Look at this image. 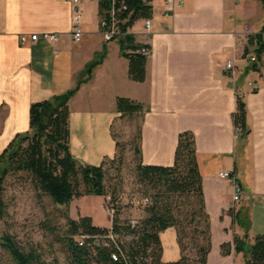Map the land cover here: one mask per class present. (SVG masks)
I'll list each match as a JSON object with an SVG mask.
<instances>
[{"label": "crops", "instance_id": "1", "mask_svg": "<svg viewBox=\"0 0 264 264\" xmlns=\"http://www.w3.org/2000/svg\"><path fill=\"white\" fill-rule=\"evenodd\" d=\"M92 1L84 0L82 6ZM165 3L152 0L149 30L146 19L130 27L137 42L151 47L147 80L139 83L129 78V61L119 42L106 43L100 34L98 0L97 26L84 25L80 42L70 32L71 7L65 0H0V155L29 130L32 103L74 88L87 66L103 55L70 101L74 158L94 166L115 158L119 97L150 107L140 126L144 165L173 166L180 133L192 131L211 223L208 264H239L235 237L252 245L264 235V63L254 69L239 61L235 76L223 67L235 45L240 55L249 36L264 32V4L183 0L171 15ZM42 33L60 34L58 54L42 39L20 40ZM238 94L247 105L246 128L240 132L233 119ZM221 172L233 174L243 189V201L233 212L228 211L233 183L221 179ZM160 240L162 262L179 261L176 229L163 231ZM223 244H231L227 256Z\"/></svg>", "mask_w": 264, "mask_h": 264}, {"label": "trees", "instance_id": "2", "mask_svg": "<svg viewBox=\"0 0 264 264\" xmlns=\"http://www.w3.org/2000/svg\"><path fill=\"white\" fill-rule=\"evenodd\" d=\"M128 13L131 15L126 29L141 19H149L153 14L152 0H125ZM264 4V0H261ZM101 17L111 5V0H98ZM264 32L248 37L244 52H254L258 63H264ZM122 56L129 61V78L143 83L147 80L149 56L141 53L142 48L149 45L136 41L133 34L119 40ZM103 55L89 64L79 78L76 86L67 92L55 95L50 99L34 102L30 107V127L23 134H18L0 155V197L5 179L11 174H27L35 187L48 195L55 204L68 206L75 199L85 195H108L105 184V161L99 166L88 165L76 160L70 149V101L87 82L93 70L101 63ZM116 111L120 118L142 119L150 111V107L119 97ZM247 105L239 94L236 97V112L233 115L237 128H246ZM139 144L135 148L138 156L136 166L137 181L146 194L152 192L149 199L147 216L131 227V219L121 220L118 202L112 197L115 215L112 229L119 235L116 244L96 246L90 239L81 244L77 237L100 235L105 237L110 228H101L93 224L91 217H80L78 220L68 217L67 235L60 242L66 250L69 264H208V256L212 249L210 216L205 210L202 185V173L198 164L195 135L192 131L180 133L175 152L174 165L171 167L144 165L141 161V129L138 132ZM118 146V143H117ZM192 200L194 208L190 212L181 210L185 202ZM145 199V198H144ZM0 204V211H2ZM4 214L0 213V217ZM180 216L183 220H180ZM123 219V218H122ZM134 219V218H133ZM190 219V220H189ZM136 220V219H135ZM186 225L191 226L190 237L196 250V258L191 260L185 254L184 239ZM168 228H175L181 250V258L174 263L162 262V244L160 234ZM128 238H131L128 240ZM235 251L244 258V264H264V235H258L252 245L238 236L234 239ZM0 251L9 254L15 264H46L43 254L38 249L25 250L14 235L4 234L0 237ZM231 244L222 245V254H230ZM0 252V264L2 256ZM117 252L120 259L114 261L112 255Z\"/></svg>", "mask_w": 264, "mask_h": 264}, {"label": "rangeland", "instance_id": "3", "mask_svg": "<svg viewBox=\"0 0 264 264\" xmlns=\"http://www.w3.org/2000/svg\"><path fill=\"white\" fill-rule=\"evenodd\" d=\"M96 8L97 0H93L85 7L82 6L83 24L89 28L97 26ZM251 51H254L253 47L250 48ZM141 123V116L119 118L116 121L113 132L118 142L117 152L114 159L105 161V184L108 195L118 202L121 220L145 219L147 207L142 200L147 197L152 199V192L146 194L137 181L136 166L139 158L135 148L139 144L138 132ZM179 202H185V205L181 206L184 212H190L194 208L191 206L192 200L186 203L185 199L181 198ZM104 203L103 196L85 195L75 198L68 206H61L39 191L27 174H11L4 181L0 197V204L3 207V213L2 211L0 213L1 216L4 214L0 217V237L11 234L25 250L38 249L43 254L46 264H69L66 250L60 242L61 238L67 235L68 217L88 216L92 218L95 226L109 228L112 219L103 209ZM179 218L183 220L182 216ZM190 230L191 226L186 225L185 233L188 237L184 239L185 254L194 260L196 250L189 234ZM1 256L2 264H15L7 252L2 251ZM240 260L239 264H242L243 256Z\"/></svg>", "mask_w": 264, "mask_h": 264}, {"label": "built area", "instance_id": "4", "mask_svg": "<svg viewBox=\"0 0 264 264\" xmlns=\"http://www.w3.org/2000/svg\"><path fill=\"white\" fill-rule=\"evenodd\" d=\"M71 7V34L75 42H80L84 36V24H83V11L82 4L84 0H65ZM183 5V0H166V9L171 15H175L176 11L180 9ZM128 11V7L126 5L125 0H111L110 8L100 17L99 19V30L100 34L104 40V42L109 43L113 41H119L126 38L130 33V28H125L127 22L130 19V14L128 13L124 16V13ZM145 27L147 30L151 28V20H145ZM28 39L32 42H37L39 39L44 40L48 44L54 47V53L58 54L59 50L57 49L58 44L60 43L61 37L60 34L57 33H42V34H32L29 37L23 35L21 36L22 44H26ZM239 51V47L237 45L233 48V56L228 59L224 64V72L235 76L237 72V63L239 61H245L251 64L258 63V57L254 51L245 53L242 52L239 57L237 56V52ZM141 53L150 56L151 49L150 48H142ZM241 131V128H238V132ZM220 178L223 180H232L233 183V193L230 204L228 206V211L233 212L237 209V207L242 203L244 193L241 184L235 178L233 174L230 172H221ZM144 205L149 204V199L145 198L142 200ZM262 203L264 205V196L262 197ZM103 209L106 210L108 216L113 219L115 215V205L111 196H107L105 199V203L103 204ZM131 227H135L138 224V221L132 219L130 221ZM119 238L113 229L112 226L110 230L107 232L105 237H100V235H94L91 237H86L85 235H81L77 237V240L83 244L86 239H90L91 242L96 246H110L112 243L115 244L116 250L121 252L119 246L116 244V240ZM131 238H128L130 240ZM112 259L114 261H118L120 259V254L115 252L112 255Z\"/></svg>", "mask_w": 264, "mask_h": 264}]
</instances>
